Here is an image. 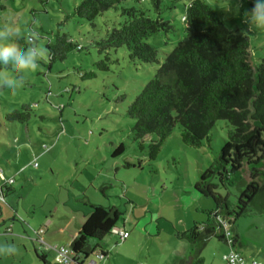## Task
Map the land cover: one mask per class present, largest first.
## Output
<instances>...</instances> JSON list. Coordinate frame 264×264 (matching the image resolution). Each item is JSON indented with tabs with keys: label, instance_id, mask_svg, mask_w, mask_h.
Returning a JSON list of instances; mask_svg holds the SVG:
<instances>
[{
	"label": "rangeland",
	"instance_id": "rangeland-1",
	"mask_svg": "<svg viewBox=\"0 0 264 264\" xmlns=\"http://www.w3.org/2000/svg\"><path fill=\"white\" fill-rule=\"evenodd\" d=\"M79 1L0 0V29H11L12 41L31 38L27 47L31 46L38 58L37 67L24 77L14 95L0 84V171L7 175L8 159L10 173L21 167L5 186L7 192L13 190L11 196L8 194L0 204L7 213L15 214L18 223L12 228L7 218V224L0 226V245L14 249L0 255V264H43L35 252L44 251L47 262L56 264L55 251L45 249L44 244L68 247L85 219L89 201L116 207L121 213L116 228L123 227L130 238L136 234L138 240L135 247L127 245V241L122 246L118 236H107L99 243L107 257L96 258L98 250L90 255L96 264H173V249L181 254L185 250V259H190V249L179 245L173 232L169 234L171 224L185 222L193 216L195 207L198 211L214 208L212 199L197 194L193 187L217 158L227 137L226 123L217 120L209 131V145L203 141L199 147L183 144L179 126L175 125L156 158L149 161L148 145L156 137L133 139L134 120L127 115V107L152 78L158 63L130 61L126 50L118 48L110 52L104 68L98 67L105 55L98 52L92 40L102 36L104 18L112 22L118 18L112 10L104 12L96 19L100 28L95 32L86 21L73 15L72 9ZM204 1L226 28L248 37L255 63L264 57V27L245 22V14L251 12L255 0ZM187 4L188 0H161L155 9L150 0L127 1V5L148 9L151 17L159 16L171 26L145 39L159 50V62L185 36L182 17ZM237 7L239 14L234 12ZM62 35L79 48L71 47L63 58L50 60L46 45H56L57 36ZM0 71L7 68L0 66ZM14 111L26 113V121H8L6 116ZM118 145L123 150L114 155ZM242 177L249 181L246 168ZM216 193L226 197L232 206L238 191L219 187ZM148 200L146 209L153 214L159 208L167 212V236L161 232L159 238L155 237L156 226L146 225L150 213L140 217L146 211L140 206ZM199 218L203 222L206 216ZM156 219L157 215L153 221ZM47 222L50 227L37 234ZM136 224L139 229L145 227L150 235L136 230L132 235L131 226ZM226 229L227 238L236 236L233 247L209 238L201 251L202 264H224L222 256L230 249L241 254L245 264H264V214L239 217Z\"/></svg>",
	"mask_w": 264,
	"mask_h": 264
},
{
	"label": "trees",
	"instance_id": "trees-1",
	"mask_svg": "<svg viewBox=\"0 0 264 264\" xmlns=\"http://www.w3.org/2000/svg\"><path fill=\"white\" fill-rule=\"evenodd\" d=\"M127 1L80 0L72 12L95 32L100 28L96 19L104 12L112 10L118 18L117 22L104 18L102 36L92 40L98 52L105 55L98 67L104 68L110 52L118 48L126 50L130 61L158 63L152 78L127 107V115L134 120L133 139L156 137L148 145V160L156 158L175 125L179 126L183 144L199 147L203 141L209 145V131L217 120L226 123L227 137L217 158L193 187L212 199L214 208L204 211L202 223L177 233L189 244L191 258H181L176 264H202L201 251L209 238L227 244L221 221L231 226L239 217L264 214V57L255 63L246 35L226 28L204 0H188L182 17L185 36L159 62V50L145 39L171 26L159 16L151 17L148 9L127 5ZM150 1L158 9L161 0ZM66 37L57 36L56 45H46L50 60L63 58L71 47L79 48ZM30 40L13 41L24 48ZM26 117V113L17 111L6 116L10 122H25ZM122 150L118 145L114 155ZM245 168L248 182L242 177ZM219 187L237 189L235 204L230 206L226 197L216 193ZM86 205L85 219L68 245L73 261H84L96 250V254L105 256L99 243L111 235L121 215L116 207ZM235 239L234 235L232 242ZM35 255L43 264H49L43 253Z\"/></svg>",
	"mask_w": 264,
	"mask_h": 264
},
{
	"label": "clouds",
	"instance_id": "clouds-1",
	"mask_svg": "<svg viewBox=\"0 0 264 264\" xmlns=\"http://www.w3.org/2000/svg\"><path fill=\"white\" fill-rule=\"evenodd\" d=\"M234 12L239 14V8L234 9ZM245 22L264 27V0H255L251 12L245 14ZM10 31L11 29H0V66L7 68V71H0V84L14 95L23 84L24 77L37 67L38 58L33 48H22L12 41L9 38ZM13 251L14 249L0 245V255Z\"/></svg>",
	"mask_w": 264,
	"mask_h": 264
},
{
	"label": "crops",
	"instance_id": "crops-1",
	"mask_svg": "<svg viewBox=\"0 0 264 264\" xmlns=\"http://www.w3.org/2000/svg\"><path fill=\"white\" fill-rule=\"evenodd\" d=\"M8 165H10V168H8L7 169V175H5V173L3 172V170L2 171H0V204H2V202L4 201V200H7V197H8V194H9V196H11V193H12V191H11V193H9V191L7 192V190H6V188L7 187H4V186H6V184H9V183H11L12 182V179L10 178V177H12L14 174H16V173H18V171L21 169V167H19L18 169H14V171L12 172V173H10V171L12 170V166H11V164H10V162H9V159H8ZM10 173V174H9ZM104 183H102V185H103ZM11 189H13V188H11L10 187V190ZM100 190H102L101 189V185H100V188H99ZM3 191H4V193H3ZM195 191V190H194ZM196 192V191H195ZM197 194H199V193H197ZM199 195H201V194H199ZM202 196V195H201ZM131 197H133V196H131ZM133 200L135 201V199H134V197H133ZM127 202H131V204H134L135 202H132L131 200H127ZM87 203H91V204H97V203H95V202H87ZM149 200H148V203L147 204H143V205H141L140 207H143L144 209H146L147 207H149ZM135 205V204H134ZM111 207H114V206H111ZM161 207H162V205H161ZM167 207L166 206H163L162 207V209H164V210H167L166 209ZM192 208H193V205H192ZM155 209V208H154ZM132 210L133 209H131V213H132ZM195 212H193V216H189L188 218H187V220L185 221V222H183V223H181V221H178L179 222V224H175V225H173V224H171L172 225V227H171V229H170V232H169V234H171V232H173V234L175 235V237L174 238H177L178 239V241H180V243H179V245H183V248L184 249H189V245H188V243L185 241V240H183V239H179L178 237H177V233L178 232H182V231H185V230H187V229H189L194 223H202V222H200V215H202V214H204L203 212L204 211H206V210H200V211H198L197 210V207H195ZM208 210V209H207ZM87 212V211H86ZM148 213H150V215H151V218H150V220H147V226L148 225H155L156 227H155V237H160V235H161V232H165V234H166V236H167V212H166V214L165 213H163L162 211H160V208H159V210H157L156 209V213H154L153 214V211L151 212V211H149V209L147 210L146 209V211L143 213V214H141V216L140 217H142V218H145V214H148ZM86 214V213H85ZM85 214L83 215V216H85ZM158 216V219H156L155 221H153V217H155V216ZM11 217V218H10ZM140 217H138L136 220H138V221H140ZM8 218V220H9V222L11 223V224H13L12 225V228H14V226H17L18 225V223H17V221L15 220V218H16V216H15V214L12 212V215H11V213H7L1 206H0V226H4V225H6L7 223L6 222H4V220L5 219H7ZM85 218V217H84ZM165 218V219H164ZM83 222V221H82ZM82 222H80V225L82 224ZM138 224V223H137ZM137 224L136 225H132L131 226V229H130V233H132V235H133V233L135 232V230H136V232H138V233H140V234H146L147 233V235H150V234H148V232L149 231H147L146 230V228L144 227H142V228H140L139 229V227L137 226ZM46 226L45 227H40L39 228V230H41V233L40 234H42V233H45V230H46V228L47 227H50V225H49V222H47L46 224H45ZM49 225V226H48ZM80 227V226H79ZM41 228H43V229H41ZM79 229V228H78ZM122 229H123V227H122ZM124 230V229H123ZM124 231H126V230H124ZM77 232V231H76ZM127 232V231H126ZM128 233V232H127ZM52 234H53V231H52ZM76 234V233H75ZM75 236V235H74ZM130 236V234H128V236L124 239V240H122L121 242L123 243L122 244V246H126V241H127V245H129V244H133V247H135L136 245H135V243L137 244L138 243V240H137V238H136V234L135 235H133V237L132 238H130L129 237ZM15 237H17V235H15ZM21 237H23V236H21ZM18 238V237H17ZM40 238V237H39ZM41 239V241L43 242V239L42 238H40ZM71 241V240H70ZM236 241V240H235ZM184 242H186V243H184ZM234 243V242H233ZM43 244H44V242H43ZM44 245H46V247H49V246H47V244H44ZM232 247H233V244H232ZM45 248V247H44ZM229 248H231V246H229ZM46 249V248H45ZM102 249H103V251H104V254H105V256H101V258L102 259H105L106 257H107V255H108V253H107V251L102 247ZM185 251V250H184ZM183 251V253L181 254L179 251H177V250H174L171 254H173L172 256V261H173V264H176V262L179 260V259H181V258H185L186 256H185V252ZM136 252H137V250H136ZM135 252V253H136ZM134 253V254H135ZM43 254L45 255V251L43 252ZM133 256V255H132ZM166 256L167 255H164V257L166 258ZM88 259H90V257H88ZM45 260H46V262H47V259H46V255H45ZM95 262V261H94ZM51 264V263H50ZM54 264V263H53ZM94 264H96V263H94ZM149 264V263H148ZM150 264H151V262H150Z\"/></svg>",
	"mask_w": 264,
	"mask_h": 264
},
{
	"label": "built area",
	"instance_id": "built-area-1",
	"mask_svg": "<svg viewBox=\"0 0 264 264\" xmlns=\"http://www.w3.org/2000/svg\"><path fill=\"white\" fill-rule=\"evenodd\" d=\"M221 222L225 229V237L227 239V244L232 247L233 242L231 238H227L229 235V232L226 229L228 225L224 221H221ZM36 233L37 234L41 233V230H38ZM111 234H115L116 236H118L119 240L121 241L124 240L128 236V233L126 231H124L123 229H118L116 227L111 230ZM46 249L55 251L56 253L55 263L56 264H94L95 263L93 260L91 259L89 260L88 258L85 259L84 261H73L69 247H64V246H61L59 248L46 247ZM96 258H101V255L96 254ZM222 260L224 264H245L244 263L245 261L243 257L241 256V254H239L233 249H230L229 252H227L226 254H223ZM251 264H255V262H252Z\"/></svg>",
	"mask_w": 264,
	"mask_h": 264
}]
</instances>
